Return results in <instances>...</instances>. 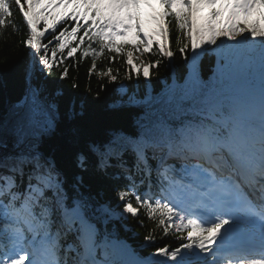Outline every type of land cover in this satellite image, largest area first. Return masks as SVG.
Returning a JSON list of instances; mask_svg holds the SVG:
<instances>
[{
	"label": "trees",
	"instance_id": "1",
	"mask_svg": "<svg viewBox=\"0 0 264 264\" xmlns=\"http://www.w3.org/2000/svg\"><path fill=\"white\" fill-rule=\"evenodd\" d=\"M25 3L0 0V230L17 210L33 214L36 231L53 230L54 215L62 219L78 204L84 223L98 228V240H109L132 260L191 264L201 254L193 247L203 252L214 241L187 239L179 211L158 200L176 186V177L167 166L156 170L157 160L171 138L170 147L206 148L202 129L217 125L202 112L237 107L219 95L257 79L264 45H232L219 56L215 46L199 49L195 84L185 6L163 2L172 73L152 7L144 31L114 45L101 29L77 20L92 15L87 0H31L39 42L33 59L35 33ZM191 121L202 128H190ZM170 156L180 161L177 153ZM39 219L47 225L39 226Z\"/></svg>",
	"mask_w": 264,
	"mask_h": 264
},
{
	"label": "rangeland",
	"instance_id": "2",
	"mask_svg": "<svg viewBox=\"0 0 264 264\" xmlns=\"http://www.w3.org/2000/svg\"><path fill=\"white\" fill-rule=\"evenodd\" d=\"M108 7L109 9L112 8V6H109V5ZM221 9L226 11V18H225L223 25L220 28H218V31H217L218 36L216 38H215L216 34H214V31L212 30L214 29L213 23L209 21L208 18L204 15H200L197 13L194 15L193 17L194 30L193 31H195L197 34L195 39L198 44H200L204 48L213 47L214 44H217L221 48L222 46L230 45L233 43H250V42L264 43V4H262V2L260 4L254 2L251 10H248L246 14L243 12H238L236 13L234 17H232L230 13L227 11L229 9V4L226 3V0L223 1ZM139 60L140 59L133 57L131 59V62L134 65L139 66L140 65L138 63ZM239 98L249 99V96L242 93L239 95ZM135 99H136L135 96L130 94L127 98V102H133L135 101ZM251 101H253L255 104L258 105V107L262 109L261 107L262 105L259 101L256 102L254 98H252ZM216 161L220 162L218 158L216 159ZM192 169L194 170V168ZM201 181H203V178L201 179ZM208 182H211L210 184H213V186H218L217 184L221 183V181H218V180L213 181L212 179H208ZM210 184L208 183V186ZM207 190H210V189H207ZM216 190L217 189L210 190V191L213 193ZM202 193H205V191H203ZM194 194L195 192H193V189H191L190 194L188 195V197H185V198L191 199L193 198ZM196 195H200V194L197 193ZM212 196L214 197V195ZM126 210H129L128 207L126 208ZM25 223H29L28 220L25 221ZM63 224H65V222H63ZM190 225H191V228L193 229L194 225L193 224H190ZM61 226H63V229L67 228L66 225L61 224ZM199 232L200 230L198 229L193 230V234H197ZM90 235L92 236V234ZM17 237H20V235L18 234L16 238ZM114 251L116 250L114 249ZM217 252L219 251L216 250L215 253L217 254ZM217 259H218V256L216 257L215 260Z\"/></svg>",
	"mask_w": 264,
	"mask_h": 264
},
{
	"label": "bare ground",
	"instance_id": "3",
	"mask_svg": "<svg viewBox=\"0 0 264 264\" xmlns=\"http://www.w3.org/2000/svg\"><path fill=\"white\" fill-rule=\"evenodd\" d=\"M192 35H193V37H195L196 38V36H197V34H196V32L195 31H193L192 32ZM190 45H192V44H190ZM245 92H252V93H254L255 94V96H256V98L257 99H259L261 102H262V105L264 106V94L261 92V91H259L258 89H248V90H245ZM133 95V94H132ZM264 108V107H263ZM172 140V138L170 139V141ZM168 142L167 143V146H168V148L166 149V151H165V153H168L169 152V154L166 156V158H170V145H171V143L172 142ZM215 154H220V153H222V151H216V152H214ZM189 160H192V161H194V158L193 157H189L188 158ZM162 161V160H161ZM217 164H219L218 163V161H215ZM259 180H263V183H264V178L262 179V178H259ZM256 186H258L259 187V185L258 184H256ZM262 185H260V187H261ZM220 189H222L221 187H220ZM196 201H198V203H199V206L202 208L203 207V205H202V203H201V200H200V198L199 197H197L196 198ZM233 231H235L236 229H232ZM232 240L233 241H236V240H238L237 239V237H232ZM241 251H242V249L241 248H235V249H232L230 252H228L230 255L231 254H237V255H240L241 254ZM257 253V252H256ZM236 259H238V257L236 258ZM241 262H237L236 264H240ZM252 264V263H251Z\"/></svg>",
	"mask_w": 264,
	"mask_h": 264
}]
</instances>
